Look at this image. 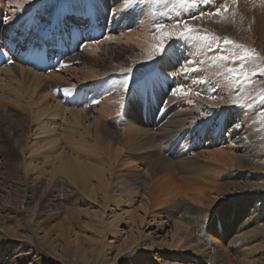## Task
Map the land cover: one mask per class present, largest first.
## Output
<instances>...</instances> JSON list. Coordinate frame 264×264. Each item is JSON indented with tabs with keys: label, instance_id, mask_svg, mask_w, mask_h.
I'll use <instances>...</instances> for the list:
<instances>
[{
	"label": "bare ground",
	"instance_id": "obj_1",
	"mask_svg": "<svg viewBox=\"0 0 264 264\" xmlns=\"http://www.w3.org/2000/svg\"><path fill=\"white\" fill-rule=\"evenodd\" d=\"M247 1L244 0L241 7L248 11ZM151 2L0 0V20L3 22L0 38L5 44H11L10 49L14 52L10 64L0 66V190L4 186L9 191L21 190V202L30 203L35 198L37 207L43 208L42 212L36 213L37 223L46 221L49 209L58 210L61 206L69 207L74 216H82L86 220L84 228L79 224L71 232L76 240L77 234L83 233L82 229L84 233L90 231L89 238L96 239L100 246L95 263L99 262L104 250L114 249L117 240L122 239L121 245H117L119 256L126 251L128 259L132 258L129 264H140L143 255L137 251H152L153 240L150 236L145 237L139 228L152 223L162 229L165 222L155 209L168 208L170 203L178 200L185 218H176L173 228L189 236L200 233L206 225L205 235L212 244L206 245L207 248L204 245L202 251L210 253V259H217L219 264H264V193H258L262 189L254 182L264 176H255L251 170L256 167L252 166L255 161L263 163L255 153L262 145L260 137L264 135H260L263 125L256 122L261 119L257 116L258 111L255 105L249 108L251 99L230 103L231 86L226 87L220 77L217 86L211 84L209 87L222 95L218 97V107L211 106V98H207L210 91L206 88L199 91L195 83L192 90L186 87L188 91H181L180 83L171 84L168 78L166 80L170 73L180 72L179 78L185 77L186 73L180 69L176 71L167 61L176 57L175 52L171 44L165 43V37L160 39L156 33L169 28L158 29V22L150 21ZM107 9L110 14L108 12L106 18ZM258 16L259 20H264L263 15ZM18 22L30 36L29 40L12 38L11 30ZM116 27L132 28L123 44L128 53L122 47H109L95 40L110 34ZM175 37L167 38L171 41ZM42 44L56 49L50 54L53 61L47 71L25 63L27 56L34 54ZM85 48L96 52V56L82 52ZM138 57L148 60L144 63ZM209 61L212 63V59L206 66ZM195 64L201 73L210 68H205L199 61H194ZM116 72L128 73L120 82L113 78ZM140 90L160 94L156 99L163 110L160 119L162 110L159 109L153 117L154 110L150 108L145 115L147 102ZM235 106H241V110L236 114L229 110L232 116L224 115V109ZM186 107H191L193 121L188 118ZM141 109L143 115L139 114ZM215 119H220V123ZM203 140L209 144L205 151H202L206 146ZM135 202L139 204V211L131 209ZM221 204L227 211L219 208L216 215L223 235L209 228L210 217L206 211L196 208ZM19 209L3 206L0 232L8 231L9 222L15 227L21 224L23 214ZM240 217H246L244 223L229 234L233 219ZM147 219L153 222H147ZM41 233V237L34 236L43 245L56 243L57 239L63 247L72 245L63 228L61 238H52L50 231ZM108 235L113 239L109 243ZM174 237L171 233L167 248L175 242L177 245L183 238L189 246L186 241L189 237L177 239L176 235L177 241ZM220 240L227 241L220 245ZM2 243L11 264L21 263L20 258L25 255L36 254L40 260L43 258L28 242L21 244L8 238L0 241ZM176 258L178 263L157 261L188 264ZM31 261L30 264H35L36 260ZM196 262L199 261L192 260L189 264Z\"/></svg>",
	"mask_w": 264,
	"mask_h": 264
},
{
	"label": "rangeland",
	"instance_id": "obj_2",
	"mask_svg": "<svg viewBox=\"0 0 264 264\" xmlns=\"http://www.w3.org/2000/svg\"><path fill=\"white\" fill-rule=\"evenodd\" d=\"M82 1L83 0H77V2L80 3ZM218 1L219 0H208V2L205 4L203 3V0H154V1L152 0L151 2L152 6H149L150 15L148 18L153 23L158 22V24L159 23L163 24L165 27L169 28V29L167 28L168 29L167 31H162V33H156L157 35L156 34L155 35L160 39L165 37L166 39L165 43L171 44L172 50L175 52L176 55L174 59L167 61L171 66L173 65L175 67L176 71H179L180 69L182 70L183 73L184 72L186 73L185 77H180V78H179L180 72H177L175 75L170 73L166 76V80L168 78L171 84L178 82L179 85L180 83V85L185 87V88L184 87L180 88L181 91L187 89L192 90V86L195 83L197 84V90L199 91L206 88L208 91H210L209 94L207 95V98H211L210 99L211 106L218 107L217 103L219 104L220 102L219 98L222 95H218L217 94L218 91L217 90L215 91L214 88L213 90H210L211 88L210 86H212L213 84H216L217 86L218 84L217 81L218 78L220 77V80L222 81L223 84L225 83L224 84L225 86L226 85L231 86L232 95L230 96L231 99L229 98L230 103L231 101L235 102V100L239 101L240 99H241L240 101L242 100L244 101V98L245 100H250V99L252 100L248 105H252L249 106V108L254 107L255 105L254 108L256 109V112L258 111L257 116H259L261 119L259 120L256 119V122H258V124H261V126L263 125V128L261 129V131L263 132H260V135H262L264 134V73H262L261 70L264 69V20H259L260 16H258V14L264 16V0H248V1L246 0L247 3L249 4L248 11L243 10V8L241 7V5L244 3L243 2L244 0H240V1L220 0L219 2ZM108 9H110V7ZM108 9H107L106 18L109 17ZM217 9L219 10L218 14L216 13ZM177 11L179 12V14ZM181 12L184 16L180 14ZM201 13H204V15H201ZM2 23L3 22H1L0 20V25ZM166 24L169 26H167ZM14 27L15 28L11 30L12 38L14 40H19L20 38L29 40L30 36L27 33H25L21 28L22 27L21 22H18ZM116 28L114 31L110 32L111 35L103 34L98 38H96L95 40L109 47H115V46L120 48L122 47L121 49L125 50L128 53L129 50L125 46H123V44L125 43V36L131 34L132 28H128L124 30L121 27L120 28L116 27ZM180 28L181 30H179ZM241 28L243 30H241ZM118 29L119 31H117ZM99 31H103V30H99ZM179 31L180 33H177ZM176 34L177 35L180 34V35L175 37ZM168 36L169 38H173V37L175 38L172 39L173 41L172 40L170 41V39L167 38ZM115 37L119 39L117 42L113 40V38ZM245 37H250V38L247 39ZM244 40H248V41L245 42ZM250 40H251V45H248L250 44L249 43ZM225 41H228V43H226ZM127 42L129 41H126V43ZM82 50H80L79 53ZM84 51L86 53L88 52L89 54H92V56H96V52L94 51H89L86 48L82 52ZM177 55L180 56L178 57ZM135 56L136 54L133 55L132 57L134 60H135ZM244 56H247L249 58L242 61L237 60L238 57H244ZM138 58L139 61H142L144 63L148 60V58L145 59H141L140 57ZM210 58L212 59V63L209 61L210 62L209 65L206 66V62L210 60ZM193 60L196 62L199 61V64L201 63L204 64L205 68L206 67L209 68L210 66V68L208 69L209 73L204 71L203 73H201L199 66L196 64L194 65ZM234 61H236V63H233ZM211 66H213L212 67L213 69L211 68ZM146 67H148V64L146 65ZM229 67H232L237 71L230 73L228 71ZM210 70L212 71V74ZM237 72H242L244 73V75L251 77V79L246 80L244 79V76H238ZM126 73L128 72H124V73L116 72L113 78H116L118 81L122 82L126 78ZM253 73H256V75H253ZM146 83L149 85V82L146 81ZM143 86H141V88H144ZM139 92H143V99L147 102L144 110L145 115H147V113L150 110L152 111L154 110L151 113L153 117V114L154 113L156 114L158 109L160 111L162 110V106H160V104L157 105V101H156L158 95H160L159 93L154 91H145V90H140ZM86 94H88L89 97V91H86ZM84 99L86 100L87 97ZM143 99L140 98V101H142ZM215 100H216L215 103L216 105L214 104ZM89 101L91 102V100ZM98 101H99L98 103H100V99ZM162 104L163 105L165 104V100L162 102ZM235 107H230L229 109L226 110L224 109L223 112L224 115L232 116L229 110H231L235 114L237 113V110L239 111L241 110V106H235ZM169 108L170 107H168V109ZM186 108L188 111V118L190 120L192 119L194 120L195 117L192 115L191 107H186ZM194 108L195 105L193 106L192 109ZM183 110L186 111L185 108ZM246 111L248 117L249 110L247 109ZM139 114L143 115L142 109ZM162 115H163V110L160 116L158 117V119H160ZM257 116L256 118H258ZM219 121L220 119H215V122H217L218 124L220 123ZM263 136L264 135L260 137L262 139L261 142L262 145L260 147L261 148L263 147V149L258 147L257 151L255 152L257 154L258 159L262 158L263 163L255 161L256 163L252 165L253 167L254 165L256 166L254 169H251L252 172L256 174L255 176L258 175L264 176L263 174L264 173V145H263L264 137ZM233 139L234 138H232L231 136V140ZM202 142L204 143V145L208 143V142L206 143L205 140H203ZM207 145L203 146L202 151L207 150L205 149ZM259 149L263 152H261ZM254 182L256 183L258 188L261 187L262 189V191L258 193L261 194L264 193V178L263 179L256 178ZM248 183L249 185H251L250 184L251 181H249ZM22 195L23 192H21V190L9 191L5 186L3 187V190H0V216L4 215V211L1 210L3 206H11V205L16 206L18 208L20 207L19 210L22 211L23 214L22 220L20 222L21 224L19 225L16 224L18 226L15 227V224L9 222V224H7L9 225L8 231L1 230L2 232H0V241L6 240L8 238L10 239L13 238L15 241L21 244L22 242H28L29 244L35 246L34 248L38 250L37 251L38 253H41V256L43 258L40 260L38 257H36V254H32L31 257L25 255V256H21L20 258L21 263H16V264H30L32 263L31 259L33 258L36 260L35 264H123V262L129 264L130 263L129 261H132L131 257L128 259L129 255L126 254V251L124 254L119 256L118 251L120 250V247L118 248L117 245L119 244V242H121L122 239L121 240L118 239L119 241L117 240V243H115L117 245H114L115 246L114 249L112 248L110 250L109 249L104 250L99 262L95 263L96 255L100 251V246L96 241V239L89 238L90 231L84 233L85 231L82 229L83 233L77 234L78 239L76 240H75V236L72 235L73 233L71 232L72 228H75L77 225L79 226V224L80 227L83 226L82 228H84L86 220L82 216L80 218L74 216V214H72V211L69 207L61 206L58 208V210L55 208L52 209L54 211L49 209L51 212L47 209V211H49L48 212L49 214L48 217L46 218V221H44V223L43 221L37 223L36 213L38 211L42 212L43 208L37 207V200L35 198L29 201L31 204L27 202H21L20 199ZM18 200H20V203H18ZM180 203L181 201L177 200L176 203L175 202L170 203V206L168 208L164 207V208L155 209L156 212L161 215L162 222H165L164 223L165 226H163L162 229L160 228L157 229L156 226L153 225L152 223L150 224L147 223L148 225L146 226L142 225L139 228L140 232L145 237L150 236L149 239L152 238L153 240L152 242L153 244L150 246L152 251H147V253L145 251L142 252L137 251V254L143 255V257H141L142 261H140V264H161V262L157 261L158 259H161L162 261L165 260L164 262L172 261L174 263H178L176 257H179L178 259L188 264L192 260L196 261V259L199 261L196 262L197 264H219V261H216L217 259H213L212 257L211 259L213 262H211L210 253H208L207 251H202L204 245L205 248H207V246H209V243L212 244L210 241L211 239L205 235L206 225L203 227L200 233L195 232L189 236H186L184 233L178 231L176 227L173 228V226H175L173 225V222L176 220V218H185V214H183V211L181 210L182 207L179 206ZM186 203L189 204L187 201ZM138 206H139L138 202H135L134 204L131 205V209H135V210L138 209L139 211L140 209ZM196 208L200 209V211H204V212L206 211L205 213H207V215L210 217V224H208L209 228H212V230L216 231L219 235H223L222 225L217 221L216 213L219 208L222 211H227L225 206L221 204L219 206L216 205L210 208L208 207H196ZM33 210H35L34 214L31 213ZM138 211H136L135 214ZM32 215L33 217L31 219ZM138 215L135 216V220L137 219L136 223L138 222V218H137ZM72 216L77 218L74 219ZM189 218L192 220V222H195V220L193 219L194 217L192 218L190 216ZM245 218L246 217L233 219L232 227L229 231V234L232 235L235 232V230L244 223ZM152 219L154 218L152 217ZM149 221L150 219H147V222ZM150 222H153V220ZM62 228L66 232L68 242H70L75 248L71 247L72 245H65V247H63V244L59 241L60 239H57L58 241H56V243H50L46 245L38 243L35 240L36 236H34V234H37V236L39 235L41 237L42 236L41 232L43 231H50L52 233V238L54 239L59 237L61 238L60 235ZM250 231H252V229ZM171 233L174 234L175 236L174 241L175 240L177 241V239H180L182 236L186 238L189 237L187 238L186 241H189L190 247L187 244H185V242L183 241L185 239L183 238L182 241L178 243L179 245L177 244L178 246L176 245L175 242V245H171L170 248H167V246H169L170 243L169 240ZM175 234L177 235L178 238L176 237ZM178 234H180V236ZM195 237L198 238L197 241H194L196 239ZM112 240L113 239L111 238V236L108 235L107 236L108 243L109 241L111 242ZM226 241L220 240V245H223V243ZM120 245L121 243L118 246ZM173 246L175 247L173 248ZM198 246H200L202 249H198L197 248ZM94 247L95 249H93ZM5 249L6 247H4V250ZM4 250L2 243L0 244V264H6V263L11 264L9 262L8 256L5 255ZM259 251L260 253H262V250ZM154 254L155 257L153 256ZM12 257H13L12 250H10V259ZM170 257H174V258L169 259Z\"/></svg>",
	"mask_w": 264,
	"mask_h": 264
},
{
	"label": "snow or ice",
	"instance_id": "obj_3",
	"mask_svg": "<svg viewBox=\"0 0 264 264\" xmlns=\"http://www.w3.org/2000/svg\"><path fill=\"white\" fill-rule=\"evenodd\" d=\"M207 2H208V0H203V3L206 4ZM216 13H217V14L219 13V10H218V9L216 10ZM201 15H204V13H201ZM156 27H157L158 29H162V28L164 27V25H162V24H158ZM165 35H167V34H165ZM225 42L228 43V41H225ZM248 58H249V57H247V56H244V57H238L237 60H238V61H242V60H245V59H248ZM233 63H236V61H234ZM228 71L231 73V72H234V71H237V70L234 69V68H232V67H229V68H228ZM261 72L264 73V69H262ZM237 75H238V76H244V79H246V80L251 79V77L244 75V73H242V72H237ZM253 75H256V73H253ZM238 82H239V81H238ZM182 87H183L182 85H181V86H178V88H182ZM174 91H176V90H174Z\"/></svg>",
	"mask_w": 264,
	"mask_h": 264
}]
</instances>
